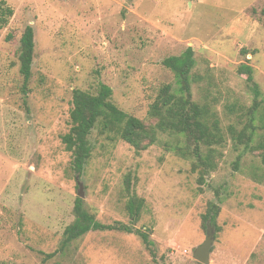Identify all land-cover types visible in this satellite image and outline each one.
I'll return each mask as SVG.
<instances>
[{
    "label": "rangeland",
    "instance_id": "rangeland-1",
    "mask_svg": "<svg viewBox=\"0 0 264 264\" xmlns=\"http://www.w3.org/2000/svg\"><path fill=\"white\" fill-rule=\"evenodd\" d=\"M2 2L14 15L0 30V264H200L194 252L207 238L210 203L221 208L210 264H264V104L250 147L230 132L245 129L254 104L242 64L253 68L264 100V0ZM28 26L36 46L26 95L19 53ZM189 47L193 100L220 120L226 137L218 169L200 185L193 160L176 153L183 137L160 132L138 153L99 123L78 175L62 141L73 91L106 84L120 110L155 125L149 112L159 90L178 88L163 61ZM128 177L145 200L134 226L150 231L154 248L135 234L91 231L48 258L76 218L80 192L96 220L131 225Z\"/></svg>",
    "mask_w": 264,
    "mask_h": 264
},
{
    "label": "trees",
    "instance_id": "trees-1",
    "mask_svg": "<svg viewBox=\"0 0 264 264\" xmlns=\"http://www.w3.org/2000/svg\"><path fill=\"white\" fill-rule=\"evenodd\" d=\"M66 1V0H62ZM132 1V0H127ZM14 10L5 2L0 5V30L5 28ZM20 74L23 78V92H29V83L33 77V65L35 58V31L28 26L20 39ZM242 55L248 54L247 50L241 51ZM195 52L189 47L182 55L172 56L163 61V65L176 77L178 88L172 84H165L159 90V94L150 108V115L157 119L155 125H147L142 120L128 115L120 110L113 102V90L106 84H99L96 93L75 89L73 91L72 109L70 111V131L62 138L66 150L73 156V170L81 175L92 154V146L89 136L100 123L104 131L115 132L121 140L132 146L138 153L147 150L158 140V133H169L177 137H183L185 147L177 149V154L185 159H192V171L199 174L198 181L204 185L206 177L218 169V160L222 157L220 148L226 142L220 120L212 115L207 106H201L193 100L191 73L195 66ZM238 72L247 77L252 92L254 104L248 112L249 120L244 130L236 132L230 127L233 140L237 145L250 147L257 127L254 125L256 114L263 107L262 92L259 85L254 82L253 68L248 64H242ZM264 123V117H263ZM264 129V124H263ZM264 163V142L259 146ZM218 159V160H217ZM127 192L130 200L127 203V211L131 218V225L117 222L106 225L96 220L95 216L84 209V201L77 198L74 213L75 220L66 227L59 250L49 254L48 258L64 251L74 241L83 238L87 233L94 231H116L138 235L145 246L152 250L155 246L150 238V231L135 228L145 208V200L131 192L130 178L127 179ZM133 194V195H132ZM221 208L219 204L210 203L207 215L204 217V228L207 229L208 221L218 231L217 218Z\"/></svg>",
    "mask_w": 264,
    "mask_h": 264
},
{
    "label": "water",
    "instance_id": "water-1",
    "mask_svg": "<svg viewBox=\"0 0 264 264\" xmlns=\"http://www.w3.org/2000/svg\"><path fill=\"white\" fill-rule=\"evenodd\" d=\"M82 189V188H81ZM80 198L84 196L82 192L79 193ZM215 242V230L211 222L207 223V238L202 245H200L194 252V260L200 264H210L212 248Z\"/></svg>",
    "mask_w": 264,
    "mask_h": 264
}]
</instances>
